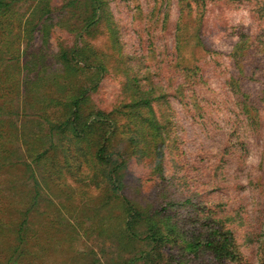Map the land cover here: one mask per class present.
I'll use <instances>...</instances> for the list:
<instances>
[{"label":"rangeland","instance_id":"rangeland-1","mask_svg":"<svg viewBox=\"0 0 264 264\" xmlns=\"http://www.w3.org/2000/svg\"><path fill=\"white\" fill-rule=\"evenodd\" d=\"M52 1L58 11L55 8L49 43L45 46L37 38L30 48L43 49L54 67L61 49L88 43L107 55L111 67L119 65L123 73L130 68L139 84H161L167 95L155 102L154 111L164 126L167 191L175 200L188 196L191 201L156 220L176 240L157 258L146 240L147 226H140L135 241L109 237L108 227L122 231L115 223L122 212L116 204L101 201L104 192L87 179V164L73 172L64 166L53 191H45L54 204L46 203L41 210L46 214L35 219L30 264H150L147 257L165 264H212L193 263L187 249L194 240L190 232H200L196 226L205 224L209 213L233 230L246 260L257 259L259 243L251 239L250 230L264 234V0H107L118 44L112 43L107 23H83L80 6L86 0ZM72 1L76 5L68 6ZM20 5L18 12L26 18L32 2ZM243 40L245 52L251 45L253 53L242 62L245 70L238 77L233 52ZM119 70L101 81L92 96L94 106L113 111L120 103L125 79ZM15 106L21 126L32 111L24 112L26 104L19 95ZM125 130L122 127L113 140V148L123 153L128 150ZM21 138L13 144L17 148H23ZM128 156L127 193L150 199L157 191L143 178L149 175L147 161L133 157L131 150ZM22 169L18 165L10 170L12 179L23 176ZM6 177L0 179L3 185ZM19 187L24 190L25 184Z\"/></svg>","mask_w":264,"mask_h":264},{"label":"trees","instance_id":"trees-1","mask_svg":"<svg viewBox=\"0 0 264 264\" xmlns=\"http://www.w3.org/2000/svg\"><path fill=\"white\" fill-rule=\"evenodd\" d=\"M23 1L32 2L26 18L18 12ZM75 5L73 1L68 3V6ZM55 8L52 0H0V179L7 175L6 184L0 183V191L4 192L0 194V264H30L31 243L37 232L35 219L46 214L41 211L46 203L47 206L54 204L46 189L53 191V185L63 176L62 167L67 166L73 172L83 164L90 169L87 179L104 192L101 201L116 204L122 212L115 221L122 231L108 227L107 235L112 238L118 235L119 242L126 240L125 236L135 241L140 239V226H147L146 240L151 241L157 258H162L163 251L176 240L165 234L167 226L156 220L191 201L188 196L183 201L175 200L167 191L163 166L164 126L154 111L155 102L167 92L153 81L139 84L137 74L130 68L123 73L119 65L111 67L107 55L88 43L61 49L56 56L58 63L53 67L43 49L30 47L37 38L42 39L45 46L49 43L56 26L53 22ZM80 13L84 16L83 23L91 19L93 23H107L112 43L118 44L107 0H86L80 6ZM247 40L254 39L248 37ZM24 41L27 46L21 49ZM246 43L240 41L233 52L241 72L238 77L243 76L245 70L242 62L252 55L251 45L245 52ZM198 45L203 46V40L199 39ZM25 54L28 57L21 64ZM113 69H120L119 75L124 77L125 84H122L120 103L113 111H108L94 106L92 96L98 93L101 81ZM17 95L26 104L24 112L32 111L26 114L28 119L21 126L15 106ZM53 109L57 110L52 112ZM24 123L38 126V130L27 128ZM122 127L128 133L125 153L113 148V140ZM20 138L23 148L13 145ZM130 150L133 157L144 159L149 165V175L143 174V178L157 191L150 199L144 194L126 191L130 188L126 181ZM18 165L23 167V176L12 179L10 170ZM23 184L25 188L20 191L19 186ZM213 216L214 213H209L205 224L196 226L200 232L195 229L190 232L194 240H189L187 249L191 251L193 263L264 264V234L257 236L250 230L251 239L259 243L256 244L258 258L246 260L238 249L233 230L218 223ZM147 259L150 264H165L160 259Z\"/></svg>","mask_w":264,"mask_h":264}]
</instances>
